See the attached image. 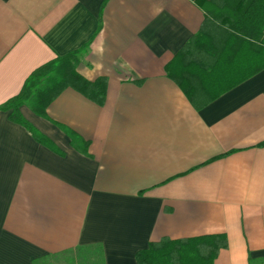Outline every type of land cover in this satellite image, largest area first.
<instances>
[{"label": "crops", "instance_id": "crops-1", "mask_svg": "<svg viewBox=\"0 0 264 264\" xmlns=\"http://www.w3.org/2000/svg\"><path fill=\"white\" fill-rule=\"evenodd\" d=\"M206 16L195 0H0V106L88 43L78 72L108 79L103 106L67 89L47 118L20 108L56 150L0 112V264H138L153 242L212 235L228 241L214 264H264V69L231 71L201 108L166 72L203 25L213 48L190 71L225 49L231 29Z\"/></svg>", "mask_w": 264, "mask_h": 264}, {"label": "trees", "instance_id": "trees-1", "mask_svg": "<svg viewBox=\"0 0 264 264\" xmlns=\"http://www.w3.org/2000/svg\"><path fill=\"white\" fill-rule=\"evenodd\" d=\"M206 12V20L212 19L231 29L225 49L212 53V65L196 63V71H190L192 62H187L189 52L197 46H209L205 41L204 25L166 67L167 75L175 81L194 106L201 108L239 82L229 81L231 71L241 74L238 81L247 79L264 69V0H195ZM90 43L80 50L59 56L36 69L26 80L21 92L0 106L1 111H11V120L23 126L35 140L56 150L54 144L30 124L20 108L27 106L36 115L47 118L49 106L67 89H73L99 106L106 101L108 79L101 77L90 81L78 72L81 56L87 53ZM242 45V46H241ZM195 76L205 100L201 104L198 90L187 80ZM73 145L76 136L67 130ZM264 146V144H263ZM228 241L225 235H212L182 240L163 239L153 242L137 253L138 264H214Z\"/></svg>", "mask_w": 264, "mask_h": 264}, {"label": "clouds", "instance_id": "clouds-1", "mask_svg": "<svg viewBox=\"0 0 264 264\" xmlns=\"http://www.w3.org/2000/svg\"><path fill=\"white\" fill-rule=\"evenodd\" d=\"M93 55L97 56L98 59L96 62H94L93 64V68L96 72H102L103 71V63H102V57H103V54H104V45L103 43H101V45L94 49L93 52H92Z\"/></svg>", "mask_w": 264, "mask_h": 264}]
</instances>
